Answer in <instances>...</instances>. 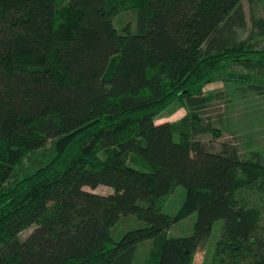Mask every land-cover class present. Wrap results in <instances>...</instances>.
Segmentation results:
<instances>
[{"label":"trees","instance_id":"16d2710c","mask_svg":"<svg viewBox=\"0 0 264 264\" xmlns=\"http://www.w3.org/2000/svg\"><path fill=\"white\" fill-rule=\"evenodd\" d=\"M246 26L243 0H0V264H133L146 240V264H194L217 220L212 264H264L262 155L197 139L215 132V74L264 69V19L241 40ZM177 101L186 115L157 123ZM50 141L54 157L21 172ZM194 213L192 235L169 236ZM122 216L146 225L116 241Z\"/></svg>","mask_w":264,"mask_h":264},{"label":"rangeland","instance_id":"374dc122","mask_svg":"<svg viewBox=\"0 0 264 264\" xmlns=\"http://www.w3.org/2000/svg\"><path fill=\"white\" fill-rule=\"evenodd\" d=\"M247 26L239 28L241 40L252 35L254 21L264 19V0L251 3L243 0ZM129 17L122 16L117 24L124 26ZM135 26V20L132 28ZM263 44V43H262ZM251 84L260 85L264 91V69L248 70L243 66L229 64L219 70L213 80L204 86V95L209 98L207 108L202 112L205 123L212 124L215 132L200 134L197 139L202 141L208 149L214 152L223 150L225 144L237 147L242 158H251L253 153H260L264 162V94L251 88ZM187 113V108L182 102L177 101L167 110L156 117V121L165 120L176 123ZM55 155V141H50L42 150L35 152L26 159L21 170L31 173L36 166L48 162ZM131 166L135 164L131 163ZM86 190L109 195L113 189L100 186L96 189L86 187ZM187 193L183 186H178L166 203L163 211L175 214L182 207ZM197 213H194L177 222L169 230L170 237H187L193 234ZM146 225L144 221L134 216H122L113 228L112 234L119 241L128 231ZM223 220H217L213 225L211 236L196 251L194 264H212L216 246L221 237ZM34 228L21 233V238L26 239ZM153 240H146L138 244L133 258V264H146L150 258Z\"/></svg>","mask_w":264,"mask_h":264},{"label":"crops","instance_id":"0c3cea01","mask_svg":"<svg viewBox=\"0 0 264 264\" xmlns=\"http://www.w3.org/2000/svg\"><path fill=\"white\" fill-rule=\"evenodd\" d=\"M157 123H163V122H167V120H165V118H162L161 120L156 121ZM170 122V121H169Z\"/></svg>","mask_w":264,"mask_h":264}]
</instances>
